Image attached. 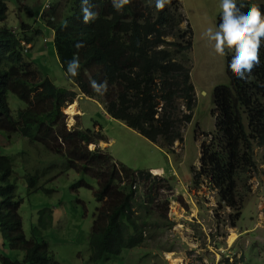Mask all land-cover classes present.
Wrapping results in <instances>:
<instances>
[{
    "label": "trees",
    "instance_id": "1",
    "mask_svg": "<svg viewBox=\"0 0 264 264\" xmlns=\"http://www.w3.org/2000/svg\"><path fill=\"white\" fill-rule=\"evenodd\" d=\"M179 2L167 0L163 8L157 9L155 0L152 6L147 0H129L124 10L117 12L111 0H92L97 17L85 23L80 0H57L53 6L54 19L47 24L57 32L56 44L65 74V62L74 54L80 62L78 75H67L78 90L58 87L46 79L35 85L36 90H31L37 91L32 101L30 91L21 94L29 103L23 113L21 133L39 136L31 140L43 145L52 155L66 159V165L60 168L79 174L76 189L90 188L87 182H97L93 192L97 217L91 240L97 256L104 253L117 257L125 250L145 247L149 240H157L156 235L170 230L171 197L166 192L170 187L164 179L151 177L148 170L127 168L108 150L91 151V144L109 140L103 133L105 126L94 131L77 124L78 128L69 131L63 110L79 94L97 99L111 119L171 152L174 142L182 141L181 128L191 121L196 106L191 70L182 56L192 50L193 35L181 29L185 18ZM170 38L175 41L169 42ZM262 43L261 65L249 75V81L248 77L237 79L228 67L230 85L216 88L219 133L214 141L226 139L228 148L227 152L218 153L215 143L205 146L204 168L195 177L196 188L203 182L201 175L205 177L209 187L218 191L221 203L235 211L232 219L236 221L241 217L246 197L250 196L247 180L255 173L260 174L257 149L262 150L260 157L264 161ZM3 53L0 51V57ZM17 63L14 58L4 68L5 73H12ZM91 80L106 81V93L96 94L90 87ZM5 82L6 79L1 80L0 84ZM84 103L89 112L93 108L99 115L92 118L93 122L104 118L113 124L100 106ZM182 106L192 114L184 113ZM12 168L10 162L1 164L0 177L7 179ZM30 178L35 185L40 176L30 175ZM138 183L144 187L143 195L134 189ZM40 189L46 191L44 186ZM50 210L54 216L61 217L59 208Z\"/></svg>",
    "mask_w": 264,
    "mask_h": 264
},
{
    "label": "rangeland",
    "instance_id": "2",
    "mask_svg": "<svg viewBox=\"0 0 264 264\" xmlns=\"http://www.w3.org/2000/svg\"><path fill=\"white\" fill-rule=\"evenodd\" d=\"M45 1L47 0H27L28 3L37 4L38 7ZM147 1L151 6L153 5L154 0ZM257 1L264 3V0ZM179 6L185 18V22L181 25L182 30L187 35H190L189 32L193 35L192 50L182 56L185 59V65L192 70V82L198 95L193 121L184 130V141L180 150L177 153L164 155L157 147L141 139L131 130L117 125H108L109 121L104 118L98 121L103 127L107 126L104 128V135L114 138L111 154H114L119 161L134 169H147L161 165L167 175L171 171L175 172L179 180L178 186H189V183L193 181L192 168L200 165L201 145L206 142L202 133L213 132L216 128V121L212 119L213 90L219 86L228 85L229 76L226 54L224 57L217 56L212 47L213 42H209L202 36L204 29L212 27L215 30L219 24V0H182ZM39 26L43 34L37 39L35 51L31 52L34 66L43 78L47 77L58 87L69 89L70 86L54 47L51 48L44 43L47 32L52 31L41 24ZM47 38L52 39V34ZM53 41L54 38L50 42L53 43ZM168 41L173 42L175 39L170 38ZM42 44L46 46L43 50ZM84 102L89 101L75 103L74 115L68 114V108L64 111L69 129L75 124L80 127L87 125L91 117L97 119L96 116H99L92 108L88 117L89 110ZM20 105L22 104L18 100L12 99V108L16 109ZM26 149L25 141L19 138L5 148V154L15 157ZM43 153L56 158L45 150ZM53 164L57 166L60 162L56 158ZM62 164L65 166L64 163ZM259 168L260 174L255 173L247 180L250 196H247L246 201L249 202L246 203L243 217L238 224L231 223L230 216L234 214L233 211L220 207L217 192L211 190L206 182L200 186L199 190L192 185L191 189L187 188L184 192L185 200L183 199L181 206H188L193 209V212L186 209L183 211L179 206L170 208L172 229L162 233L155 242L161 254L157 252L137 254L140 262H134V264H170L171 259H178L177 261L181 264H199L196 260L197 256L204 258L206 264H218L219 256L222 255L217 256V254H230L232 261L236 259L235 255L245 254L242 264H264V163ZM16 171L21 177L17 184V194L26 198L28 197L24 182L26 171L23 169H16ZM53 178L55 173L48 176L49 180ZM78 179L79 176L75 172L53 179L48 183V187L53 190L52 197L43 193L34 194L20 210L24 217L25 230L29 234L35 222V211L42 207L45 210L49 205L54 206L59 201L62 202L65 216L61 215L60 226L52 230L49 240L51 254H59L65 264H89V238L93 226L95 202L90 190L82 187L77 188L76 192L73 190V185ZM80 200L84 202V205L79 204ZM191 214L197 216L198 221L193 220ZM148 247L156 250L153 240ZM0 253L4 252L0 250ZM100 264H128L127 254L115 261H103Z\"/></svg>",
    "mask_w": 264,
    "mask_h": 264
},
{
    "label": "clouds",
    "instance_id": "3",
    "mask_svg": "<svg viewBox=\"0 0 264 264\" xmlns=\"http://www.w3.org/2000/svg\"><path fill=\"white\" fill-rule=\"evenodd\" d=\"M56 2L57 0H47L44 2L43 5L38 7L37 4L28 3L27 0H0V51L4 52L3 55L0 57V81L6 79L5 83L0 84V165L7 164L8 162H10L11 165L13 164L12 174L9 175L7 179H2L0 177V250L5 253H0V264H65L62 262L63 260L60 258L59 254H54L56 257L51 254V243L49 240V236L52 230L55 227L60 226L59 222L61 220V217L58 218L52 214L50 208L52 207L53 210L55 208H59L61 211V215H63L64 217L65 210L63 209L62 202L59 201V203L54 206L49 205L46 207L45 210L42 207L35 211V222L33 223L32 231L29 234L25 230L24 217L20 213V210L24 206L25 202H27L32 197V195L43 193L49 197H52L53 190L48 187V183L50 181H52L53 179H59L62 175L68 174L70 172H75L73 170H62L60 166L64 167L62 163L66 165V159H60L56 156L55 157L59 160L60 164L55 166L53 164V160L56 158L44 154L43 150L45 149L43 148V145L34 143L31 140V137L39 136L25 135L20 131V126L24 121L23 113L29 108V103L21 97V94L30 91L29 98L32 101L37 91L31 90H36L35 85L37 83H41L44 80L49 79L47 77L43 78L42 75H40V73L36 70L34 66L35 63L33 59L31 58V52L35 51V47L38 42L37 39L43 34L39 24H41L47 29H51L52 32H47L46 37L44 38V43L48 44V46L51 48L54 47L59 63L63 68L65 78L67 79L68 85L70 86L69 89L76 91L78 90L77 85L73 83L70 79H68V77H76L78 75V70L80 69V62L75 54L73 55V58L71 60L65 62L66 72L68 75L67 77L57 49V32L54 28L50 27L47 24L49 20L54 19L53 6ZM128 2L129 0H111L113 8L117 12H122L124 10V6L128 4ZM166 2L167 0H155V6L157 9H161L164 7V4ZM180 2H182V0H180ZM219 8V24L216 26L215 30L212 27L204 29L202 36L205 37L209 42H213L212 47L214 53L217 56L224 57L226 54L228 58L227 73L229 67L231 71L235 74L237 79L243 80L248 77L247 81H249L251 78L249 77V75L258 67H260L263 56L262 42H264V3L258 2L257 0H252L251 2L248 0H219ZM260 8H262L263 10L261 11ZM80 9L83 13L82 19L85 23L94 21L96 19L97 13L93 10L94 5L92 3V0H80ZM30 20H32L33 22H31ZM50 34H52V39L47 38V36ZM53 38L54 41L52 43L50 41L53 40ZM44 48H46V46L42 44V50ZM14 58L18 60V63L16 68L12 72L13 74L5 73L4 68L8 66ZM191 73V83L194 85V83L192 82ZM246 73H248V76L246 75ZM230 83L231 82L229 77L228 85H230ZM90 87L96 94L101 96L104 95L107 91L106 81H101L97 83L96 80H91ZM215 90H213L212 94L214 105L212 107V119H215L216 121V128L213 132L211 131L202 133L206 142L205 144L201 145L200 165L198 167L192 168V183H189V186H178L179 180L174 174L175 172L171 171V173L167 175V172H165V169L161 165L142 169L148 170L151 174V177L153 178L156 177L164 179L170 187L169 190L165 191L168 192L171 197L168 217L172 223V226L173 222L170 216V208H173L174 206H179L183 211L184 209H186L187 211L193 212V209L189 208L188 206H181V204H183L185 194L184 192L187 190V188L191 189L190 187L192 185H194V188H196L195 177L197 176V174L202 173L204 168L202 158L205 146H210L215 143V147L218 153L227 152L228 142L226 141V139L219 138L214 141L215 137L219 133V111L218 106L214 101ZM13 98L18 100L22 105H20L16 109L12 108ZM83 99H86L91 104L94 103L93 105L100 106L103 109L102 113H104V107L97 99L86 97L84 94H79L77 100L74 103L68 105L63 110V113L69 106ZM197 100L198 95L195 88L196 106ZM196 106L193 110L191 121L181 128L182 141L176 140L173 146L171 147V152L161 149L159 145L153 144L143 139L140 134L130 129L124 123L111 119V116L105 113L104 114L110 121L113 122L111 126L117 125L118 127H124L128 130H131L133 133L137 134V136L141 139L153 144L162 152V154L165 155L166 153H177L180 150L184 141V130L193 121ZM182 109L185 111L184 113L192 114L190 111H186L184 106H182ZM90 114L91 113L89 112L88 117ZM89 121L93 122L92 117L89 119ZM89 121L86 123L88 125V127L86 128L92 129L94 131H98L102 128L98 121L93 122L92 125H90ZM83 124L85 123L83 122ZM66 126L69 131H72L74 128L80 127H77V124H75L71 129H69L67 124V116ZM106 127L107 126H105L104 128ZM19 138L22 141H25L27 149L22 151L21 153H18L15 157L7 156L5 154V148L10 146L12 142L16 141ZM110 142H112V144L109 146ZM112 146H114V138L109 137V140L107 141L102 140L97 144H91L89 146V149L91 151H95L98 148L101 150H108L111 153ZM48 153L51 154L50 152ZM256 153V155L259 156L256 157V160L258 162V166H260L264 163V161L260 157L262 155V150L257 149ZM112 155L117 162H121L115 157L114 154ZM167 160L169 161V156H167ZM28 165L30 166L28 167ZM126 167L131 170H141L131 168L127 165ZM16 169H23L24 171H26V175L24 178V182L27 186L26 189L28 190V197L26 198L17 194V184L21 180V177L20 174L16 171ZM56 169L57 171H55ZM51 173H55V178L49 180L48 176ZM30 175L40 176V179L36 181L35 185L31 184L32 181ZM77 175L79 176V174ZM171 175L172 177H170ZM200 178L201 180H203L200 186L206 182L209 187V183L205 179V177L201 175ZM79 181L80 179H78L73 185V190L75 192L77 190L76 187ZM87 183L90 188H82L90 190L92 192V197L95 202L93 192L96 191L97 182L89 181ZM41 186H44V189L47 192L41 190ZM200 186L199 188H196V190H199ZM134 189H137L138 192L143 195L144 187L142 184H136L134 186ZM213 191L217 192L220 207L228 208L233 211L231 208L221 203L218 191ZM247 202L249 201H245L244 207ZM186 203L188 204V202ZM79 204L84 205V202L80 200ZM96 206L97 203L95 202V208L93 211V226L89 238V264H100L103 261H115V259L122 257L124 254H127L128 264H134V262H140L137 254H152L153 252L161 254L160 252H158L157 245L155 244L156 240H153L156 250H153L151 249V247H148L149 244L151 245V240H149L145 247L142 246L133 250H125L117 257L105 255L104 253L97 256V254H95L91 242L94 223L97 217V212H95ZM233 213L234 214L232 216L234 217L236 213L235 211H233ZM211 214L213 213L211 212ZM232 216H230L231 223L233 225L238 224V222L241 221L243 217V210L241 212V217L238 221L232 219ZM191 218L193 220H197V216H195L194 214H191ZM156 237L157 239H159L160 233L156 235ZM217 256H219L218 264H242L246 257L245 254H240L239 256L235 255L236 259L232 261L230 254H217ZM196 260L199 262V264H206L204 258L202 257L197 256Z\"/></svg>",
    "mask_w": 264,
    "mask_h": 264
},
{
    "label": "bare ground",
    "instance_id": "4",
    "mask_svg": "<svg viewBox=\"0 0 264 264\" xmlns=\"http://www.w3.org/2000/svg\"><path fill=\"white\" fill-rule=\"evenodd\" d=\"M75 104H73V105H71V106H69L68 107V109H67V112H68V114H71V115H74L75 114ZM78 112V111H77ZM170 256V255H169ZM171 257V256H170ZM178 260V259H177ZM177 260H175V259H171V263L170 264H181V263H179ZM182 262V261H181Z\"/></svg>",
    "mask_w": 264,
    "mask_h": 264
},
{
    "label": "crops",
    "instance_id": "5",
    "mask_svg": "<svg viewBox=\"0 0 264 264\" xmlns=\"http://www.w3.org/2000/svg\"><path fill=\"white\" fill-rule=\"evenodd\" d=\"M111 144H112V142L109 143V146H110ZM106 145H108V144H106Z\"/></svg>",
    "mask_w": 264,
    "mask_h": 264
}]
</instances>
